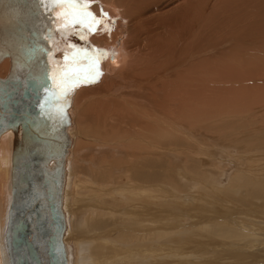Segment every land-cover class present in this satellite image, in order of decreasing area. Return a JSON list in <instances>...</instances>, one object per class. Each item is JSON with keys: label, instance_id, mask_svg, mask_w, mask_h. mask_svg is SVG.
Returning <instances> with one entry per match:
<instances>
[{"label": "bare ground", "instance_id": "6f19581e", "mask_svg": "<svg viewBox=\"0 0 264 264\" xmlns=\"http://www.w3.org/2000/svg\"><path fill=\"white\" fill-rule=\"evenodd\" d=\"M85 2L108 30L50 31L35 0H0V83L53 56L107 53L69 94L64 146L51 124L32 152L20 123L0 130V264H14L20 218L47 259L35 225L49 193L66 264H264V0Z\"/></svg>", "mask_w": 264, "mask_h": 264}, {"label": "water", "instance_id": "95a60500", "mask_svg": "<svg viewBox=\"0 0 264 264\" xmlns=\"http://www.w3.org/2000/svg\"><path fill=\"white\" fill-rule=\"evenodd\" d=\"M35 1L38 2V0ZM40 13H44V15H47L48 12L46 13L43 9H41V11H39V14ZM51 16H48V18L51 19ZM53 24L54 21L51 19L49 25L47 26L48 30L57 31L56 25ZM69 35L73 36L72 32ZM55 43L56 41L54 42V45L58 46L57 43ZM68 44L70 45V41L67 42V45ZM47 49H49V46ZM24 54L27 56V58L31 57V55L29 56L27 52H24ZM48 54L52 56V52H48ZM111 56L113 57V55ZM63 64L64 58H61L59 60L55 56H53L49 61L46 62V66L43 69H40L41 71L39 73L27 72L26 74L6 79L7 83H0L3 84L0 87V92H5L3 93V97H1L0 95V105L3 111L7 110L4 112V116L0 117V130L5 129L8 126H12L15 129L20 123L22 131L23 133L25 132L26 135L23 140L30 141L29 145L25 144V150L29 152L34 151L35 148L33 149L34 146L32 147V145H36L38 140L43 141L44 143L47 142L46 140H42L44 138V134L40 132L42 130L36 128L39 127V125L47 127L48 129L49 125L51 124L50 133L54 131V133H56L55 137H53L56 145L55 148H59V146L56 144V141L60 140L61 137V147L65 145L64 141L66 140L63 139L64 133L62 119L65 118L64 113L67 103L69 101L68 98L70 93L55 105H53L52 102H49L48 107L43 110L39 106L40 103L45 99L44 88H53V81L51 79H48V77L54 75L58 69L63 67ZM24 70L28 71L29 69ZM7 101L10 103L12 102L13 108L9 109L7 107ZM27 103L29 105V108L26 107V110L30 111L29 113L31 114V117H28L27 115L23 114L22 119H19L18 117L20 116L21 109ZM20 107L21 109H19ZM57 108H62V115H55ZM52 125H54V127ZM47 129L44 130L47 131ZM16 149L17 150L14 154L13 163L15 167H18V159L20 157L19 155L21 152L20 145H17ZM56 169L57 171L53 173V177L56 175L57 172L60 173L59 165L56 167ZM29 178L30 177L28 175H25L23 177V181L26 185L29 183ZM55 184H57L58 186L59 182H55ZM28 189L29 188L25 186L20 190L21 197L25 195L24 193H26ZM16 192L17 190H14L13 195L16 194ZM48 195L49 221H45V223L44 221H41L40 224L35 225L36 230L39 229L42 233V236L44 237V245L42 247V252L44 253V256L47 257V259L42 260L37 254V244L35 243L36 235L33 230L34 228L31 225L32 220L30 222V219L18 218L20 221L18 222L16 227H10V231L8 232V241L10 242V245L8 247L10 251L11 261H14V264H18L17 259L21 262V264H66L64 248L61 242L63 223L61 220L62 216L60 212V207L57 206L58 201L52 198L53 196L57 199V196L53 194H51L50 196V193ZM24 208L26 207H23V209ZM21 216H23V214ZM52 225H54V228L52 227ZM21 255L29 256L31 258L30 261L26 257L21 258Z\"/></svg>", "mask_w": 264, "mask_h": 264}, {"label": "snow or ice", "instance_id": "6c2138e0", "mask_svg": "<svg viewBox=\"0 0 264 264\" xmlns=\"http://www.w3.org/2000/svg\"><path fill=\"white\" fill-rule=\"evenodd\" d=\"M38 4L46 13L53 14L51 18L56 29L65 35L70 34L75 25L86 28L89 34L98 31L97 26L102 24L105 25L104 30H108L104 19L107 14L102 12L101 18H97L89 10L90 3L85 0H38ZM92 53L90 55L86 49H80L71 56L66 53L63 67L48 77L53 81V88H44L45 99L39 105L42 110L48 107L49 102L57 104L80 84L95 82V78L101 74L99 62L107 53L95 48ZM62 112V108H57L55 115H62Z\"/></svg>", "mask_w": 264, "mask_h": 264}, {"label": "rangeland", "instance_id": "374dc122", "mask_svg": "<svg viewBox=\"0 0 264 264\" xmlns=\"http://www.w3.org/2000/svg\"><path fill=\"white\" fill-rule=\"evenodd\" d=\"M212 9H215V8H212ZM212 9H210V10L213 11ZM211 11H210V12H211ZM217 11H218V10H217ZM226 11H227V10L223 11L221 14H223V13H227ZM212 24H213V25H211V26H213V27L215 28L216 26H219V25H220V22L218 23V22L213 21ZM210 30H211V29H210ZM232 43L234 44L235 42H232ZM73 118H74V117H73ZM260 231L263 232V230H260Z\"/></svg>", "mask_w": 264, "mask_h": 264}]
</instances>
